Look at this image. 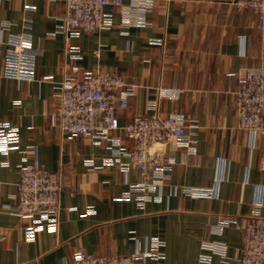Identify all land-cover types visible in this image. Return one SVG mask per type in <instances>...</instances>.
I'll return each instance as SVG.
<instances>
[{"label":"crops","instance_id":"0c3cea01","mask_svg":"<svg viewBox=\"0 0 264 264\" xmlns=\"http://www.w3.org/2000/svg\"><path fill=\"white\" fill-rule=\"evenodd\" d=\"M65 10V0L0 4V22L10 23L12 32L25 30L30 19L39 50L36 80L0 77V117L20 134L18 149L0 152V264H75L80 246L97 255H127L152 236L164 241L163 264H198L205 241L227 245V256L213 254L212 264H239L242 232L228 220L264 216L256 204L264 200V134L242 128L235 107L241 73L264 57L257 14L239 10L233 0H125L106 7L112 27L73 36L74 57L66 35L54 33ZM73 65L82 72L117 71L133 86L129 105L118 108L122 125L137 114L186 118L191 147L176 141L155 147L173 158L159 198L142 207L137 193L124 198L141 174L133 166L123 170L120 161L128 158L119 145L71 136L52 123L58 84ZM114 135L125 150L134 148L122 131ZM34 160L62 174L56 231L32 232L33 221L16 214L19 166ZM215 182V198L183 191Z\"/></svg>","mask_w":264,"mask_h":264},{"label":"built area","instance_id":"2783aa9c","mask_svg":"<svg viewBox=\"0 0 264 264\" xmlns=\"http://www.w3.org/2000/svg\"><path fill=\"white\" fill-rule=\"evenodd\" d=\"M3 0H0V4ZM125 0H65V13L58 17L54 33H63L67 39V50L71 56L79 57L69 42L79 32L88 33L108 29L113 25V14L106 10L109 5L122 6ZM239 10H252L258 16L259 26L264 24V0H233ZM32 8V6L30 7ZM30 23V19L28 20ZM20 33L11 31V24L0 22V53H4V65L0 77L27 81L37 79L36 56L38 48L32 44L30 24ZM151 43L164 45L163 39H152ZM64 74L56 91L57 110L51 116L52 123L71 136H83L97 140L106 139L120 146V153L128 158L120 161L123 170L131 166L139 169L141 180L132 185L124 198L137 193L140 206L147 200L159 198V187L173 158L156 149L158 144L176 141L178 146L191 147L186 132V118L180 114H137L124 125L121 124L118 108L129 105L134 93L123 77L114 70L96 69L82 72L77 65ZM50 78L52 76H46ZM240 90L236 100V112L242 128L254 134H264V57L260 65L245 68L240 75ZM193 126V125H192ZM122 131L134 142L130 151L122 148V137L114 132ZM20 147L19 126L0 117V152L8 154ZM29 152H34L31 149ZM7 164V162H4ZM264 169V163H263ZM16 214L33 221L32 232L45 228L58 229V213L61 207L63 178L60 172L41 167L37 160L19 166ZM183 191L193 196L215 198L218 184L208 187H184ZM155 192H158L154 195ZM264 206L263 201H257ZM242 232L239 264H264V216L256 214L241 220H228ZM0 238H3L0 232ZM164 241L158 236L146 238L131 254L97 255L80 246L74 252L75 264H163ZM203 252L198 264H212L213 254L227 256V245L221 241L203 242Z\"/></svg>","mask_w":264,"mask_h":264},{"label":"trees","instance_id":"16d2710c","mask_svg":"<svg viewBox=\"0 0 264 264\" xmlns=\"http://www.w3.org/2000/svg\"><path fill=\"white\" fill-rule=\"evenodd\" d=\"M264 25V24H263Z\"/></svg>","mask_w":264,"mask_h":264}]
</instances>
